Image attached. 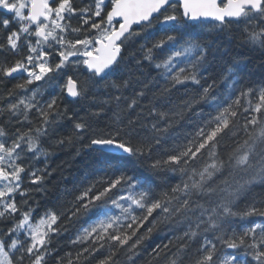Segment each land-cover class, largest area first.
I'll list each match as a JSON object with an SVG mask.
<instances>
[{"label": "snow or ice", "instance_id": "snow-or-ice-1", "mask_svg": "<svg viewBox=\"0 0 264 264\" xmlns=\"http://www.w3.org/2000/svg\"><path fill=\"white\" fill-rule=\"evenodd\" d=\"M0 9L14 14L0 18V264H88L105 248L96 264H119L121 251L127 264L144 252L146 264H264V0L79 9L0 0ZM254 53L261 76L249 86ZM68 64L87 75L59 83ZM47 91L56 94L41 103ZM66 147L73 160L86 156V175L50 189L58 169L49 161ZM53 198L60 210L37 218ZM65 218L64 234L87 226L68 241L78 250L60 255Z\"/></svg>", "mask_w": 264, "mask_h": 264}, {"label": "trees", "instance_id": "trees-1", "mask_svg": "<svg viewBox=\"0 0 264 264\" xmlns=\"http://www.w3.org/2000/svg\"><path fill=\"white\" fill-rule=\"evenodd\" d=\"M84 0H72L74 6L79 9L80 5L83 3ZM79 7H78V6ZM0 18H6L5 14L0 10ZM75 17L72 18V20ZM19 27V24L16 21H13L11 27L8 29V31L11 30H15ZM74 27H80V20L77 19V22L74 23ZM82 33V32H80ZM6 35V34H5ZM159 35V33H158ZM237 39H242V35L239 31H237L235 33ZM32 39H35L34 37ZM35 41H33L34 43ZM22 46H21V54L22 55H26L27 54V49L23 46V42ZM13 58L9 57V61H11ZM259 64V57L257 54H252V59L251 62L249 64V68L252 69L253 71V75L251 77H246L245 81L243 83L248 84L249 86H251V82H256L258 83L260 80V76H261V71L258 67ZM68 71L70 75H73L75 71L72 70L71 67H68ZM78 77L75 76L76 78L83 80L84 77L87 75L86 71L84 70L83 73H80V71L77 73ZM15 79H9L6 81L4 87V91L6 92L7 88H11L13 84L17 83L14 82ZM184 89H180V92H183ZM176 96H178L179 94H175ZM64 96V95H63ZM69 99H67L64 96V102L63 104H61V107L64 106V104H68L69 103ZM1 105H3L4 103H6V101L0 100ZM205 111H207V109H205ZM35 115V114H33ZM205 119H207V116L204 117ZM2 122V121H0ZM241 122H243L241 120ZM101 127L103 125H100ZM8 131L12 132L14 131V129L12 127H8ZM243 133H241V139H243ZM227 143L232 144V141H227ZM78 147V145H77ZM231 149H222V152H226V151H230ZM56 152V155L53 159H51L49 162L51 163L53 168H57L58 172L57 175L55 177H53V180L49 183L48 187L51 189L54 185L59 189V190H63L64 188H68V189H72L74 185L80 183L81 179L83 177H85L86 172H85V168L83 167L84 161L86 160V156L82 155L80 157H76L75 160H73V150L68 149L67 147L63 150H54ZM42 164H37L36 167H41ZM97 175H100L99 173H94L93 175H90L87 177L88 180L94 179ZM61 177H64L67 179V183L65 184L63 182V180L61 179ZM59 181V184H57L56 182ZM173 183H175V181H173ZM25 186H27V177H25ZM71 197H68V199H70ZM17 201L19 202L20 197L17 196ZM27 199V198H26ZM39 199V198H37ZM32 206L35 207V201L32 202ZM55 207L57 211L60 210L59 205L55 202L54 198L49 200L47 205L42 204L37 213L36 216L37 218L39 217V215H41L44 210L45 207ZM22 210H27L22 209ZM252 220V222H262L260 220V218L255 217V218H250ZM65 220H61L60 221V225L62 227V235L61 237L56 241V243L53 245L54 247H56L57 245H59L60 247V255H64L65 253L68 252H75L78 250V248L74 249L72 248L68 241L71 240L72 238H74L76 232L78 229H80L81 227H85L87 226V222L81 224V223H75L73 222V224L68 225V231L66 234L63 233V226L65 225ZM247 226V225H245ZM23 238V237H22ZM56 238L54 237V240ZM157 242L159 243L160 241L157 240ZM150 251V249H149ZM231 250H229L230 252ZM107 254V249L105 248L104 250L99 251L98 253H96L88 262V264H96V261H98L99 259H101L104 255ZM190 255H194V252L190 253ZM150 259L149 255L147 252L142 253L139 258H137L135 260V264H146V262ZM164 260L165 258L162 257L160 260L155 261V264H164ZM118 262L119 264H127V256L125 254L124 251H121L120 256L118 257ZM49 264H54V260H50Z\"/></svg>", "mask_w": 264, "mask_h": 264}, {"label": "flooded vegetation", "instance_id": "flooded-vegetation-1", "mask_svg": "<svg viewBox=\"0 0 264 264\" xmlns=\"http://www.w3.org/2000/svg\"><path fill=\"white\" fill-rule=\"evenodd\" d=\"M17 76H19V77H16L14 82H18L22 78L20 75H17Z\"/></svg>", "mask_w": 264, "mask_h": 264}, {"label": "rangeland", "instance_id": "rangeland-1", "mask_svg": "<svg viewBox=\"0 0 264 264\" xmlns=\"http://www.w3.org/2000/svg\"><path fill=\"white\" fill-rule=\"evenodd\" d=\"M70 59H73V58H70Z\"/></svg>", "mask_w": 264, "mask_h": 264}, {"label": "water", "instance_id": "water-1", "mask_svg": "<svg viewBox=\"0 0 264 264\" xmlns=\"http://www.w3.org/2000/svg\"><path fill=\"white\" fill-rule=\"evenodd\" d=\"M119 18H117V20H118Z\"/></svg>", "mask_w": 264, "mask_h": 264}]
</instances>
